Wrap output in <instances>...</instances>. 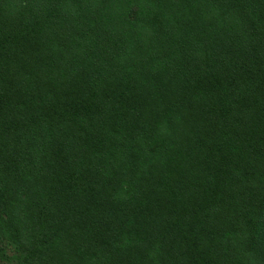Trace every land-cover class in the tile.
Here are the masks:
<instances>
[{"label":"trees","instance_id":"trees-1","mask_svg":"<svg viewBox=\"0 0 264 264\" xmlns=\"http://www.w3.org/2000/svg\"><path fill=\"white\" fill-rule=\"evenodd\" d=\"M0 264H264V0H0Z\"/></svg>","mask_w":264,"mask_h":264},{"label":"rangeland","instance_id":"rangeland-1","mask_svg":"<svg viewBox=\"0 0 264 264\" xmlns=\"http://www.w3.org/2000/svg\"><path fill=\"white\" fill-rule=\"evenodd\" d=\"M3 242H4V246L6 248L7 254L10 255L11 253H13L15 246H13L12 241L9 238H6V241L3 240ZM7 243H9L8 244L9 246H7Z\"/></svg>","mask_w":264,"mask_h":264}]
</instances>
